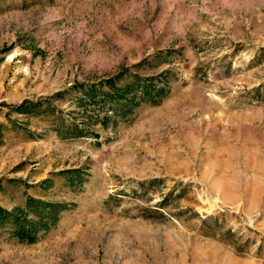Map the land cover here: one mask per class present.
<instances>
[{
  "label": "rangeland",
  "instance_id": "1",
  "mask_svg": "<svg viewBox=\"0 0 264 264\" xmlns=\"http://www.w3.org/2000/svg\"><path fill=\"white\" fill-rule=\"evenodd\" d=\"M162 74L85 137L44 111ZM30 197L64 211L32 244L0 226V264H264V0H0V206Z\"/></svg>",
  "mask_w": 264,
  "mask_h": 264
},
{
  "label": "trees",
  "instance_id": "2",
  "mask_svg": "<svg viewBox=\"0 0 264 264\" xmlns=\"http://www.w3.org/2000/svg\"><path fill=\"white\" fill-rule=\"evenodd\" d=\"M165 75L151 76L146 79L134 75L133 82L124 84H120L119 81L122 77H118L104 80L100 85L73 86V89H77L79 93L76 97L78 107L81 108L79 114H85V120L82 122H78L74 118L70 120L59 118L56 111H51V107H47L44 111L52 112L55 117L52 124L53 126L57 125L59 134L64 138L85 137L89 133L86 128H89V124L95 118L99 119L104 127H107L109 121L116 116L120 120L131 116L147 99L164 98L166 87L169 85V81L163 79ZM156 83L161 86L156 87ZM60 96H62L61 93L54 97ZM46 102H49L48 99L37 102L25 100L23 103L15 105L13 112L19 115L33 116L41 112V108ZM81 173L82 170L78 169L65 172L71 185L74 184L75 179L82 180ZM63 209L61 204L30 197L25 207L7 210L0 206V226L9 227L11 236L20 242L36 243L41 233L49 231L55 225L59 215L64 211Z\"/></svg>",
  "mask_w": 264,
  "mask_h": 264
}]
</instances>
